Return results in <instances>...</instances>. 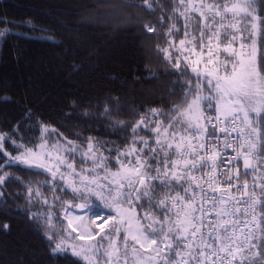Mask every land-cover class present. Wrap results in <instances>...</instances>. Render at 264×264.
Returning <instances> with one entry per match:
<instances>
[{"label":"snow or ice","instance_id":"6c2138e0","mask_svg":"<svg viewBox=\"0 0 264 264\" xmlns=\"http://www.w3.org/2000/svg\"><path fill=\"white\" fill-rule=\"evenodd\" d=\"M137 6L153 10L149 0ZM164 15L160 23L167 35L180 38L167 41L162 52L176 68L183 61L181 74L197 82L170 112L153 108L126 122L113 120L120 113L105 105L102 116L127 133L124 143L85 137L76 144L65 138L62 150L53 146L54 156L43 145L16 144L15 132L0 131V197L8 175L2 165H24L49 173L52 191L67 186L73 199L95 197L107 205L92 213L102 221L99 231L85 229L87 235L74 237L85 241L79 245L69 244L51 213L44 214L42 235L54 260L264 264V0H175ZM24 25L31 21L17 25L0 16V46ZM5 144L17 154L7 153ZM26 192L49 203L39 188ZM59 201L55 196L53 203ZM41 215L29 219L39 223ZM65 219L71 236L77 228ZM108 220L113 223L106 230Z\"/></svg>","mask_w":264,"mask_h":264},{"label":"trees","instance_id":"16d2710c","mask_svg":"<svg viewBox=\"0 0 264 264\" xmlns=\"http://www.w3.org/2000/svg\"><path fill=\"white\" fill-rule=\"evenodd\" d=\"M149 2L152 11L137 6L144 0H0V16L17 25L31 21L0 46V131L15 132L16 144L34 149L46 144L62 150L65 138L82 144L85 137L122 145L127 133L103 118L105 105L120 113L113 120L134 122L150 109L168 113L181 104L197 82L181 74L183 61L176 68L162 52L167 41L180 38L168 36L160 23L175 0ZM5 150L17 154L8 144ZM2 166L8 175L0 197V264H74L71 257L49 256L44 214L50 212L52 224L72 242L62 217L67 205L104 212L105 201L73 199L67 186L52 191L45 171ZM29 187L39 188L49 203L29 198ZM55 196L60 201L53 203ZM38 211L39 223L29 219Z\"/></svg>","mask_w":264,"mask_h":264},{"label":"rangeland","instance_id":"374dc122","mask_svg":"<svg viewBox=\"0 0 264 264\" xmlns=\"http://www.w3.org/2000/svg\"><path fill=\"white\" fill-rule=\"evenodd\" d=\"M42 145L45 147L46 150L51 151L53 156L55 155V151L52 147H50L49 145H46V144H42ZM41 146H39L36 149H40ZM32 168L36 169V170L44 171L42 169H38V168H34V167H32ZM70 204L73 205V208H67V210H64L62 213V217L65 220L66 226H67V219H65V217L67 216V217L73 219V227L77 228V231L75 233H73L74 237L81 234V233H84L85 235H87V232L85 231V229L99 231L97 225L102 223V221L93 219V215H92L91 211L88 210V206L85 209H81V208H77V207L74 208L75 205L72 203H70ZM79 204H82V203H79ZM74 212H76V213H74ZM79 213H82L83 215H81ZM76 217H79V219H76ZM105 218H107V217H105ZM109 224H110V220H108L107 224H104V228L105 229L108 228ZM68 230L70 232L71 229H68ZM93 234H95V233L93 232ZM74 237H73L72 242H70V241H67V242L69 244L76 243L78 245L85 243V241L75 240Z\"/></svg>","mask_w":264,"mask_h":264},{"label":"water","instance_id":"95a60500","mask_svg":"<svg viewBox=\"0 0 264 264\" xmlns=\"http://www.w3.org/2000/svg\"><path fill=\"white\" fill-rule=\"evenodd\" d=\"M74 213H76V212H74ZM77 214H78V213H77ZM79 214L83 215L82 213H79Z\"/></svg>","mask_w":264,"mask_h":264}]
</instances>
